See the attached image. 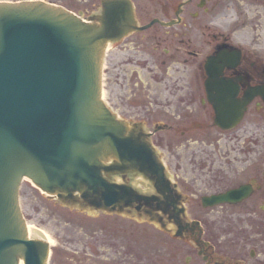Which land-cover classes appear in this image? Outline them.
Returning <instances> with one entry per match:
<instances>
[{
	"label": "flooded vegetation",
	"instance_id": "af4514ba",
	"mask_svg": "<svg viewBox=\"0 0 264 264\" xmlns=\"http://www.w3.org/2000/svg\"><path fill=\"white\" fill-rule=\"evenodd\" d=\"M263 1L130 0L137 27L156 21L146 29L128 32L115 43L126 60L120 61L124 66L121 74L128 79L126 85H131L132 77L147 79L142 83L134 81L136 88L131 99L121 94L122 98H116L115 103L123 104L120 108L133 113L134 118L128 119L131 122L151 125L148 136L154 146H158V132L162 129L167 130L164 138H171V142H164L166 147L175 143L172 138H193L194 131L200 133L198 138H218L227 131L214 124V105L207 98L205 85L209 77L211 81L207 84L213 90L214 99L225 93L240 100L248 91L256 89L237 124L250 121L258 125L254 137L250 129L239 137L257 139L255 145L247 141L240 159L243 166L226 167L225 171L212 174L197 172L199 177L195 180L202 189L200 194L192 192L191 177L181 182L172 176L169 178L171 192L163 200L172 202L174 208L166 207L158 199L152 203V212L142 205L138 212L129 216L161 232L158 241L163 245V264H172L174 252L178 257L183 254L182 264H264V58L263 51L255 47L256 43L245 47L233 37V32L242 29L247 20L254 19V25H259L260 14L263 18ZM100 4L101 1L93 4L86 15L98 14ZM251 12L253 16L248 15ZM224 14L231 17L229 29L218 23ZM218 47L228 54L208 61L210 56H215ZM235 49L239 50L238 54ZM129 64L134 68L129 69ZM209 68L212 71L208 72ZM248 143L255 148L251 150ZM239 186L244 187L247 195L236 203L210 207L201 203L202 195ZM149 190L151 193V188L145 192ZM90 211L101 215H90L93 214ZM90 211L86 214L94 223L82 229L88 236L86 245L92 250L91 254L100 260L95 264H156L155 256L152 258L147 251L141 256L134 252L139 233L124 231L122 214ZM102 215L112 217L110 221L100 222L97 219ZM150 219L160 222L164 230L150 223ZM142 237L150 246L157 238L154 230ZM172 240L177 241L179 251L171 250ZM123 249L127 255H122ZM174 263L181 264L177 258Z\"/></svg>",
	"mask_w": 264,
	"mask_h": 264
},
{
	"label": "water",
	"instance_id": "95a60500",
	"mask_svg": "<svg viewBox=\"0 0 264 264\" xmlns=\"http://www.w3.org/2000/svg\"><path fill=\"white\" fill-rule=\"evenodd\" d=\"M132 22L127 0H103L97 21L41 0L0 2V264L47 263L48 244L28 237L18 205L24 176L64 200L77 192L87 204L109 210L157 198L110 181L107 172L137 171L157 192L168 190L163 166L143 133L100 99L104 46ZM227 54L218 49L208 61ZM206 90L214 123L223 129L240 121L256 94L252 89L242 100L225 93L214 99L208 84ZM246 195L239 187L202 201L215 205Z\"/></svg>",
	"mask_w": 264,
	"mask_h": 264
},
{
	"label": "rangeland",
	"instance_id": "374dc122",
	"mask_svg": "<svg viewBox=\"0 0 264 264\" xmlns=\"http://www.w3.org/2000/svg\"><path fill=\"white\" fill-rule=\"evenodd\" d=\"M44 1L61 5L75 12L82 11L84 14L87 13L86 10L93 4L98 5L100 2V0ZM93 9H96V7ZM253 14L254 13L251 12L248 15L253 16ZM259 20L258 26L254 25L256 22L254 19H251V21L247 20V24L242 29L233 32V37L239 40L245 47H249L252 42L256 43L255 47L257 50L263 51L264 58V1L263 18L260 14ZM218 23L223 28L229 29L231 17L224 14L218 19ZM107 49V51H104L106 52V56L103 55L101 66V72L103 70V78L101 73V87L103 88V96L101 93L102 100L109 105L112 111L119 114L120 117L133 119V113L127 111V109L120 108V106L124 105L119 102L116 104L115 100L116 98L117 100L122 98L121 94L131 99L133 97L131 94L135 92L136 88L134 86V81L136 83L137 78L132 77L130 79L131 85H126L128 79L121 74V70L124 66L120 63V61L126 60L122 58L123 54L118 51L119 46H108ZM131 64L127 65L129 69L134 68ZM105 66H108V68H105ZM143 80L140 78L137 82L142 83L147 79ZM204 119L206 118L204 117ZM248 123L246 124V122H244L232 130L223 132L218 138H198L200 133L194 131V133H191V135L194 136L193 138H172L175 143L171 146L167 145V147L164 145V142L170 141L171 138H164L167 130L162 129L158 132L160 138H158L157 150L170 176H175V178L181 182H185L184 178L191 177L194 184L192 192L194 194H200L202 193V189L197 185V181L195 180L199 177L197 172L200 171L203 174H212L213 171H215V173L218 171L223 172L226 167L227 169H236L243 166L244 162L240 161V159H242L241 156H243V152L246 151L244 147L247 141H253L252 144L254 145L257 144V139L239 138L246 134L248 129H250L252 137L255 136L258 125L251 124L250 121ZM145 128L151 130L152 127L149 124L146 125ZM248 144H250L251 150L255 148L251 143ZM220 166H222V168H220ZM221 185L222 184L216 187H220ZM210 191H212V189ZM19 204L26 223L32 225L35 229H41L52 239L49 264H95V262L100 261L96 256L91 254L92 250L86 245L88 236L83 229L79 228V226L83 224L86 225L89 221H86L85 217L81 214H77V211L68 213L66 209L59 208L54 200H49L47 196L35 188L28 179H24L21 182L19 189ZM95 215L99 217L101 214L98 213ZM107 217L102 215L100 219L97 220L100 222L103 220L110 221L109 219L112 216H110V218ZM122 220L124 221V229L127 231L132 230L133 227L144 232L153 230L158 231L157 228L153 229L151 225L145 223L144 225L139 224L127 218H123ZM139 240L142 241L133 247L136 254L141 256L147 251L151 254L152 258H154L155 254L156 264L164 261V251L163 248L159 246L161 245L159 241L156 240L153 246H150V244H146L143 238L140 237ZM173 240L171 241V250L177 251L179 245L176 243V240V242ZM128 245H130V243H128ZM122 252V255H127L125 249H123ZM174 254L175 258L182 264V258L180 257H182L183 254L180 253V257H178L175 252ZM158 260H161V262H158ZM141 261L140 259V262ZM172 264L174 263L172 262Z\"/></svg>",
	"mask_w": 264,
	"mask_h": 264
},
{
	"label": "bare ground",
	"instance_id": "6f19581e",
	"mask_svg": "<svg viewBox=\"0 0 264 264\" xmlns=\"http://www.w3.org/2000/svg\"><path fill=\"white\" fill-rule=\"evenodd\" d=\"M110 45H111L110 43L107 44V46H110ZM104 95H105V94H104ZM102 96H103V91H102ZM25 227H26V229H27V234H28L29 236H33V235H35L36 233H38V235L44 236V237L47 239V241H48L49 244L52 243V239L47 235V233H44L41 229H39V228L35 229V227H33V226L30 225V224H27ZM38 230H39L40 232H39ZM19 264H21V263H19Z\"/></svg>",
	"mask_w": 264,
	"mask_h": 264
}]
</instances>
